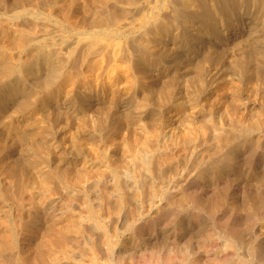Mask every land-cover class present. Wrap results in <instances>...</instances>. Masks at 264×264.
I'll return each instance as SVG.
<instances>
[{
    "label": "bare ground",
    "instance_id": "1",
    "mask_svg": "<svg viewBox=\"0 0 264 264\" xmlns=\"http://www.w3.org/2000/svg\"><path fill=\"white\" fill-rule=\"evenodd\" d=\"M165 1L167 2V0ZM178 1L185 8L193 7L196 9L197 5L198 7L201 5V0ZM220 1H223L221 3L224 4L226 0ZM145 4L147 2L141 0H0V80H4V83H0V264H186L189 260L187 257L196 256L197 258L198 255L201 257L205 254H221V258L224 259L219 258L220 262L223 261L225 264L228 259L232 261L234 259L227 256L233 257L235 255L241 259L244 252L248 254L251 251L255 253L258 251L257 245L255 248L253 243L247 241L245 232L249 224L248 212L253 209H249V207L251 205L259 207L263 203L264 197L260 198V195H257L252 201L249 197H245L248 195L241 197L236 187L241 182L237 178L238 175L230 180L227 179L228 181L225 183L217 182V178L221 173L225 174L234 170L243 173L247 169L243 167L246 157L242 151H244L245 144L248 143L253 134L259 137L260 133L264 131V109L260 108L255 110L256 112L251 109L250 111L247 110L246 113H239V110H236L235 106L231 104L226 107L223 121H215L216 118L210 115L209 121L197 124L198 118L194 116L196 114L188 115L187 109L194 105L190 103L193 97H190L189 92L192 90H190L192 85L197 87L196 83L202 75L201 72L193 69L196 71L194 75L181 82L172 74L166 81H160L159 75L158 77L153 76L146 70L154 63L155 56L160 57L161 54L159 46L162 44L158 46L152 41L153 38H157L170 26L172 21H158L157 25L152 24L153 26L156 25L154 36H145L141 41L138 37V41L145 52L139 51L138 48L141 46L137 48L135 45L137 42L134 41L133 44H130L127 40L129 32L133 28L135 29L136 24L142 23V20H147ZM253 5L264 7V0H253ZM10 7L11 10H16L14 12L28 13V16L32 13L35 16V10L39 9L40 16L37 15L36 18L39 17L40 19L41 17L45 24L40 25L42 31L40 30L38 38L60 40L70 50L67 52L68 57H70L68 63L62 62L65 60H62V57H57L61 60H54L49 53L51 48L42 51L37 61L33 59L36 61L35 63L30 62L31 60L26 61L22 67L23 73H30L33 66H39L46 72L45 77L43 74L41 76H38L37 73V75H33L36 77L32 79L33 88L31 89H26L21 79L11 77L15 70L10 51L25 49V54H32L28 53L31 43L30 36H33V32L39 27L36 24L30 26V23L28 24L30 27L27 29L17 25L8 26L6 17L3 23L1 18L6 14L7 8ZM229 7L230 4L225 5L226 9ZM200 8L202 10V6ZM225 8L218 10L225 13ZM203 10L201 14L198 13L205 19L200 18L199 21L202 25L211 26L212 23L217 22V17L220 14L218 11L207 8ZM51 21L54 23L52 24ZM49 22L53 25L54 30L50 29ZM190 24L189 27H195V35L198 36V34L203 33L202 29L197 30L200 28V26L197 28V22ZM234 27H238L237 24ZM224 30L222 28L220 31ZM237 35L238 32L236 31L232 36L234 38ZM228 37H222L221 34L216 42L220 43L224 38L227 40ZM173 47L176 48V45ZM181 51H185V49ZM246 53L249 59L251 53L248 50ZM254 53L252 54L255 57ZM187 55L189 54L187 53ZM202 58L201 60H203ZM251 60L253 59L251 58ZM250 64H253V72H247V75L241 72L243 74L242 79L254 80L264 93V62L262 59L260 62L255 59V62L251 61ZM146 65L150 66L147 67ZM130 73L136 77L139 76V79L143 73L145 78L150 79V82L153 81V77L155 79L153 83L157 89L145 91L141 101L138 100L141 96H138V99L135 97L137 100L134 99L136 103L132 109L144 112L145 109L151 107L152 101L156 98L159 101L165 100V105L180 107L182 110L179 109L181 111L180 116L174 112L173 119H162L165 116L158 112L156 113L158 115L155 114L150 119H146V114L137 116L132 114L135 110L128 112L125 111L128 107L124 110L123 106H118V102L115 103L114 100L117 99L116 93H118L119 84L126 81L130 87L140 86V83L130 81ZM13 75L15 76V74ZM180 77L182 76L180 75ZM221 78L219 77V79ZM139 79L136 78L138 82ZM144 84L143 86H145ZM146 86L148 85L146 84ZM73 92L81 104H91L93 112L90 111L87 116L77 117L74 112L69 113L68 110L64 109L65 104L69 102L68 97ZM182 94L187 96V100L184 101L185 97H182ZM151 111L154 113V110ZM190 111L189 113H191ZM60 117L64 118L66 129L71 127L75 129L76 135L79 133L87 136L89 138L87 141L91 142L93 146L88 149L87 147L82 148L84 152H81V148L73 141L69 142L66 148H63L64 151L54 147V144L47 145L49 143L45 140L47 135L41 136L42 133L38 130L39 126L43 121L48 123L50 128H56L59 125H57V119ZM167 117L169 116L167 115ZM137 124L139 127L141 126L140 131L135 128ZM104 126L109 132L110 143L107 144L110 145V151L104 152L106 154L102 162L105 163L102 165L98 163V165L96 160L90 158L87 153L90 151L89 154L95 155L94 146L98 144V138L101 139L107 135L104 134V130L102 131ZM164 126L165 128L170 127L171 136L168 137L167 141L161 143L165 134ZM42 130L44 129L42 128ZM56 138L58 139V137ZM106 140L108 141V139ZM77 141L79 140L77 139ZM74 152H79L78 158L72 157V154H76ZM222 153H226L225 158L216 162V158ZM82 154L84 155L80 159L79 156ZM172 167L174 170H171ZM183 170L189 176H182L183 179L181 177V185L175 184L178 182L176 178L180 177L178 175H184ZM244 179L247 180L246 176ZM157 198L161 202L155 205V201L156 203L159 202L155 200ZM164 200L166 204L162 202ZM138 203H140L139 206H142L141 210L133 209L132 204L138 206ZM223 203L229 205V214L225 218H220L219 213L224 206ZM126 207H129V213L127 212V215L124 213L125 218L122 217L124 214H120ZM181 209H185L194 220H201L205 215L223 220L222 223L218 224L221 227L218 232L221 231L223 238H228V241L215 243L214 234H205L206 239L203 241L208 244L206 246L202 244L203 242L195 245L188 241L182 243L180 237H178L179 241L172 245H168L169 242L158 245L159 241L156 243V240L154 242L151 238L155 225L163 221L165 217H175V213ZM141 215L142 225L140 227L138 225V228L136 227L134 230L131 229L135 220ZM218 225L216 224V226ZM182 226L184 227V224ZM157 228L159 229L158 226ZM140 242H144V245H140ZM263 250L264 247H262ZM259 251L261 252L260 248ZM222 254L228 259L222 257ZM246 259L243 260L246 261ZM197 261L199 260L197 259Z\"/></svg>",
    "mask_w": 264,
    "mask_h": 264
},
{
    "label": "rangeland",
    "instance_id": "2",
    "mask_svg": "<svg viewBox=\"0 0 264 264\" xmlns=\"http://www.w3.org/2000/svg\"><path fill=\"white\" fill-rule=\"evenodd\" d=\"M141 1H145V3L147 2L146 5V15H148L147 20H142V23H140L138 25V23L135 26V31L132 29L129 32V37H128V42L131 44H133V42L135 41V45L136 47L139 49L140 52H145V49L142 47L141 43L139 41L143 40L145 38V36H154V31H155V26L158 24V21L162 22V21H172L170 23V26H168L162 33H160V35L157 38H153L152 41H154L158 46L160 44H162L161 46H159L161 48V54L160 57L155 56L154 58V63L150 66V65H146L147 67L150 66L149 68H147V73L149 72V74L153 75V76H157L159 75L158 79L161 81H166L168 79L169 76H175L176 79L179 78V80H184V79H189L191 78V76L194 75V72L198 71L200 74H202L199 78L198 83H196L197 87H194V85H192V87L190 88V97H193L192 100L190 101V103H193L194 105H192L190 108L187 109V113L188 115H194L195 117H197L198 119V123L200 124L202 122L205 121H209L208 117L213 116L216 120L223 121V116H225L226 113V107L230 106L231 104H233L236 108V110H239V113H246L248 111H250L252 109L253 112H256L258 109L262 108L264 109V93L260 90V86L258 84H256L257 82H254V80H244L245 78L242 79L243 74L242 73H246V75L248 73H252V65L250 64V62H255L256 61L260 62L262 59V62H264V7H257L253 5V0H226L224 1V4H222L221 2L223 1H218V0H201V5L202 6V10L200 7H198V5L196 6V9L193 7H188L185 8L183 7L180 1L178 0H167V2L165 0H141ZM151 1V2H150ZM178 1V2H177ZM209 1V2H208ZM157 3L155 5V3ZM166 2V3H164ZM170 2H174V4L172 5V3ZM211 2V3H210ZM234 2V3H233ZM149 3V5H148ZM207 3V4H206ZM210 3V4H209ZM220 5H219V4ZM152 4V5H151ZM163 4V6H162ZM217 4V5H216ZM226 4H230V7L228 9L225 8ZM238 4V5H237ZM155 5V6H154ZM236 5V6H235ZM250 5V6H249ZM135 6V5H134ZM153 6V7H152ZM160 6V7H159ZM180 8H179V7ZM247 6V7H246ZM150 7V8H149ZM210 7V8H208ZM217 7V8H216ZM225 8V13L224 12H220L218 9L219 8ZM235 7V9H233ZM251 7V8H250ZM149 8V9H148ZM152 8V9H151ZM155 8V9H153ZM182 8V10H181ZM191 8V9H190ZM207 8L208 10H212V11H218V13H220L217 17L218 20H216L217 22L212 23L211 26L206 24V25H202V23H200V18H203L202 16H200L199 14H201L202 11H204L203 9ZM259 8V9H258ZM9 9V10H8ZM12 8H7L6 10V14H4L2 16V20L3 21L6 17L7 19V25L11 26V25H17L19 27H23V28H29L30 26H34L35 24L38 25V29H36L33 33V36H30V47H29V52L28 53H32V54H25V49H15V50H11L10 51V57L13 59L12 60V64L14 67L13 74H15V76L12 74V78H19L22 80V83H24V87H26V89H31L32 87V79L33 76L36 73L38 74V76H41L42 74L44 75L43 77H45L46 72L43 71L44 69L39 67V66H33L32 70L30 73H23L24 71H22V67L24 66V63L26 61H30L35 63L38 59V57L40 56V54L42 53V51L45 50H50L49 53L52 56V58L54 60H59L62 57V60L65 59L62 62H69L68 60H70V57H68V51H70L68 49V47L66 45H64L60 40L55 41V39H48V40H42L39 39V33L42 31V28L40 27V25L42 26L43 20L36 18L37 15L40 16L39 14V9L35 10V16L30 15L28 13H21V12H14L16 10H11ZM180 9V10H179ZM187 10V12L185 13V11ZM192 10V11H191ZM198 10V11H197ZM234 10V11H233ZM253 10V11H252ZM258 10V11H257ZM149 11V12H148ZM151 11V12H150ZM190 11V12H189ZM200 11V12H199ZM257 11V12H256ZM14 12V13H13ZM157 12V14H156ZM239 12V13H238ZM242 12V13H241ZM8 13V14H7ZM10 13V14H9ZM148 13H151L150 15ZM183 13V14H181ZM185 13V14H184ZM199 13V14H198ZM222 13V14H221ZM14 16H13V15ZM156 14V15H155ZM188 14V15H187ZM191 14V15H189ZM230 14V15H229ZM237 14V15H236ZM244 14V15H243ZM254 14V15H253ZM261 14V15H260ZM152 15V16H151ZM154 15V16H153ZM178 15V16H177ZM194 15V16H193ZM198 15V16H197ZM228 15V17H227ZM232 15V16H231ZM151 16V17H150ZM160 16V17H159ZM183 16V17H182ZM238 16V17H237ZM253 16V17H252ZM261 16V17H260ZM164 17V18H163ZM194 17V18H193ZM226 19H225V18ZM233 17V18H232ZM245 17V18H244ZM247 17V18H246ZM22 18V19H21ZM24 18V19H23ZM28 18V19H27ZM150 18V19H149ZM169 18V19H168ZM174 18V19H173ZM178 18V19H177ZM186 18V20H184ZM251 18V19H250ZM261 18V19H260ZM5 19V20H6ZM12 21H11V20ZM28 21H26V20ZM189 19V20H188ZM195 19V20H194ZM204 19V18H203ZM247 19V20H246ZM153 20V22H152ZM205 20V19H204ZM228 20V21H227ZM16 21V22H15ZM18 21V22H17ZM25 21V23H23ZM34 21V22H33ZM37 21V22H36ZM45 21V20H44ZM178 21V22H177ZM262 21V22H260ZM5 22V23H6ZM13 22V23H10ZM27 22V23H26ZM33 22V23H32ZM36 22V23H35ZM40 22V23H39ZM52 24L54 23L53 21H51ZM151 22V23H150ZM196 23L197 22V28L200 26V28H198L197 30H201L203 31V33H200L197 35H195V27H189V25H191L190 23ZM255 22V23H254ZM4 23V21H3ZM17 23V24H15ZM19 23V24H18ZM30 23V24H29ZM47 23V22H46ZM232 23V24H231ZM242 23V24H241ZM257 23V24H256ZM30 26H29V25ZM34 24V25H32ZM152 24H156V25H152ZM182 24V25H181ZM235 24H237L238 27H234ZM250 24V25H249ZM259 24V25H258ZM5 26H7L6 24H4ZM26 27H25V26ZM49 27L51 30H54L53 25H51V23H48ZM148 25V26H147ZM28 26V27H27ZM145 26V29H144ZM150 26H152L150 28ZM206 26V27H204ZM210 26V27H209ZM244 26V27H243ZM53 27V28H51ZM185 27V28H184ZM214 27V28H213ZM227 27V28H226ZM258 27V28H257ZM207 28V29H206ZM222 28H224V31H220ZM231 28H233L231 30ZM139 29V30H137ZM144 29V30H143ZM187 29V30H186ZM206 29V30H205ZM241 29V30H240ZM41 30V31H40ZM146 30V31H145ZM148 30V31H147ZM175 30V31H174ZM37 31V32H36ZM145 31V32H143ZM150 31V32H149ZM153 34H152V32ZM174 31V32H173ZM190 31V32H188ZM210 31V32H209ZM217 31V32H216ZM220 31V32H219ZM238 32V35L235 36L233 38V34L234 32ZM258 31V32H257ZM188 32V33H187ZM219 32V33H218ZM131 33V34H130ZM144 33H148V35L144 34ZM185 33V34H184ZM193 33V34H191ZM207 33V34H206ZM232 33V34H231ZM1 34V31H0ZM143 36H141V35ZM174 34V35H173ZM182 34V35H181ZM222 34V37H228V41L224 40L220 43L216 42V39L220 38ZM246 34V36H245ZM132 35V36H130ZM171 35V36H170ZM173 35V36H172ZM216 35V36H215ZM249 35V36H248ZM256 35V36H255ZM140 39H139V38ZM169 37V38H168ZM186 37V38H185ZM206 37V38H205ZM242 37V39H241ZM252 37V39H251ZM254 37V38H253ZM256 37V38H255ZM32 38V39H31ZM38 38V39H36ZM41 38V37H40ZM165 38V39H164ZM202 38V39H201ZM244 38V39H243ZM246 38V39H245ZM133 39V40H132ZM139 39V41H138ZM194 39V40H193ZM215 39V41H214ZM240 39V40H239ZM51 42H50V41ZM52 40H54L52 42ZM168 40V42H166ZM184 40V41H183ZM191 40V41H190ZM248 40V41H247ZM253 40V41H252ZM43 41V42H42ZM177 41V42H176ZM198 41V42H197ZM206 41V42H205ZM208 41V42H207ZM243 43H242V42ZM251 43H250V42ZM48 42V43H47ZM165 44H164V43ZM174 42V43H172ZM179 42V43H178ZM235 42V43H233ZM43 43V44H42ZM169 43V44H168ZM184 45H183V44ZM192 45H191V44ZM197 43V44H196ZM217 43V44H216ZM54 44V45H53ZM60 44V45H59ZM62 44L64 45V47L62 46ZM215 44V45H214ZM222 44V45H221ZM232 44V46H231ZM234 44V45H233ZM244 44V45H243ZM252 44V45H250ZM37 45V46H36ZM165 45V46H164ZM176 45V48H174L173 46ZM200 48H199V46ZM219 47H216L218 46ZM46 46V47H45ZM172 46V47H171ZM194 46V48H193ZM198 46V47H197ZM235 46V47H234ZM33 49H32V48ZM35 47V48H34ZM38 47V48H37ZM49 47V48H48ZM56 47V50H55ZM61 47V48H60ZM67 47V48H66ZM170 47V49H169ZM185 47V48H184ZM188 47V48H187ZM205 47V48H204ZM225 47V48H223ZM231 47V48H230ZM44 48V49H42ZM58 48V49H57ZM144 50H143V49ZM174 48V49H173ZM178 48V49H177ZM196 48V49H195ZM214 48V49H212ZM219 48V49H218ZM223 50H222V49ZM236 48V50H235ZM64 49V52H63ZM141 49V50H140ZM168 49L167 51H164ZM185 51H181L184 50ZM203 51H202V50ZM221 49V50H220ZM251 49V50H250ZM19 50V52H17ZM41 50V51H40ZM172 50V51H171ZM207 50V51H204ZM210 50V51H209ZM217 50V51H216ZM247 50L250 56L249 59L246 56L247 55ZM15 53H14V52ZM23 51V52H22ZM34 51L37 52L34 53ZM55 51V52H54ZM57 51V52H56ZM164 53H163V52ZM216 51V52H215ZM220 51V52H219ZM227 51V53H226ZM243 51V52H241ZM58 52H60L58 54ZM63 52V53H62ZM174 52V53H173ZM187 52L189 55H187ZM204 52V53H203ZM207 52V53H206ZM255 52V53H254ZM18 53V54H17ZM185 53V56H184ZM232 53V54H231ZM246 53V54H245ZM255 55V57L253 56V54ZM205 54V55H203ZM238 54V56H237ZM31 55V56H30ZM164 55V56H163ZM173 55V56H172ZM176 55V56H175ZM194 55V56H193ZM203 55V58H202ZM220 55V57H218ZM229 55V56H227ZM233 55V56H232ZM252 55V57H251ZM26 56V57H25ZM34 58H33V57ZM170 56V58H169ZM175 56V57H174ZM187 56V57H186ZM190 56V57H189ZM193 56V57H192ZM245 56V57H244ZM20 57V58H18ZM37 57V58H36ZM57 57H60L59 59ZM64 57V58H63ZM162 57V58H161ZM181 57V58H180ZM184 57V58H182ZM228 57V58H227ZM230 57V58H229ZM263 57V58H262ZM31 58V59H28ZM191 58V59H190ZM196 58V59H195ZM200 58V60H199ZM201 58L203 60H201ZM241 58V59H240ZM251 58L253 60H251ZM261 58V59H260ZM22 59V60H21ZM35 59V60H33ZM179 61H178V60ZM18 60V61H17ZM24 60V61H23ZM61 60V59H60ZM198 60V61H197ZM250 60V62H249ZM41 61V60H40ZM157 61V62H156ZM176 61V62H175ZM190 61V62H189ZM192 61H194L192 63ZM203 61V62H202ZM205 61V62H204ZM219 61V63H218ZM225 61V62H224ZM230 61V62H228ZM179 62V63H178ZM186 62V63H183ZM188 62V63H187ZM215 62V63H214ZM244 62V64H243ZM249 62V63H248ZM18 63V64H17ZM174 63V64H173ZM182 63V64H181ZM205 63V64H204ZM224 63V64H223ZM23 64V65H22ZM180 64V65H179ZM231 64V65H229ZM21 65V66H20ZM156 65V66H155ZM226 65V66H223ZM244 68H243V66ZM246 65V66H245ZM195 66V67H194ZM198 66V67H197ZM208 66V67H207ZM233 66V67H231ZM145 67V66H144ZM222 67V68H221ZM247 67V68H246ZM251 67V68H250ZM171 68V69H170ZM180 68V69H179ZM201 68V69H200ZM207 68V69H206ZM228 68V69H227ZM167 69V70H166ZM195 69V70H193ZM231 69V71H229ZM234 69V70H233ZM249 69V70H248ZM145 70V71H146ZM156 72H154V71ZM184 70H186L184 72ZM214 70V71H212ZM219 70V71H218ZM164 71V72H163ZM174 71V72H172ZM212 71V72H211ZM218 71V72H217ZM227 71V72H226ZM18 72V73H17ZM20 72V73H19ZM45 72V73H43ZM152 72V73H150ZM166 72V73H165ZM217 72V73H216ZM230 72V73H229ZM233 72V73H232ZM242 72V73H241ZM248 72V73H247ZM190 73V74H189ZM227 73V76H226ZM18 74V75H17ZM36 74V75H37ZM172 74V75H171ZM204 74V75H203ZM216 74V75H215ZM235 74V75H233ZM242 74V75H241ZM17 75V76H16ZM129 75V74H127ZM132 75V76H131ZM140 75V74H139ZM177 75V76H176ZM180 75L182 77H180ZM186 75V77H185ZM208 77H207V76ZM167 76V77H166ZM188 76V77H187ZM206 76V77H204ZM212 76V77H210ZM22 77V78H21ZM130 81L133 80L134 83H140V86L137 87H130V85L127 84V82H123L121 84L118 85L117 87V92L116 96L117 99L114 100L115 103L119 104L118 106H123L122 108L127 109L125 111H133L135 109V103L136 100H140L143 97V95L145 94V91L147 92L148 89H152V90H157L155 89V84L153 83L155 79H153L150 82V79L145 78V76L143 75V73H141L140 79L139 76V82L136 80V76H134V74L130 73ZM147 77V75H146ZM219 77L221 79H219ZM27 78V79H26ZM29 78V79H28ZM135 80H134V79ZM165 78V80H164ZM181 78V79H180ZM204 78V79H202ZM212 78V79H211ZM227 78V79H226ZM235 78V80H234ZM206 79V80H205ZM148 80V81H147ZM158 80V82H159ZM204 80V81H203ZM211 80V81H210ZM226 80V82H225ZM228 80V81H227ZM232 85H231V83ZM243 81V82H242ZM143 82V83H142ZM212 82V83H211ZM242 82V83H241ZM246 82V83H245ZM249 82V83H248ZM0 83H4V80H0ZM129 83V82H128ZM145 83V84H144ZM215 83V84H214ZM222 83V85H221ZM143 84L145 86H143ZM146 84L148 86H146ZM152 84V85H151ZM201 84V85H200ZM255 84L254 86L251 85ZM29 87H28V86ZM127 85V86H126ZM221 85V86H220ZM229 85V86H227ZM120 86V87H119ZM122 86V87H121ZM133 86V85H132ZM152 86V87H151ZM219 86V87H218ZM234 86V87H233ZM246 86V87H245ZM249 86V87H247ZM28 87V88H27ZM148 87V88H147ZM202 87V89H201ZM206 87V88H205ZM209 87V88H208ZM226 87V88H225ZM231 87V88H230ZM251 87V88H250ZM120 88V89H119ZM125 88V90H124ZM225 88V89H224ZM234 88V89H233ZM209 89V90H208ZM214 89V90H213ZM218 91H217V90ZM224 89V90H223ZM230 89V90H229ZM197 90V91H196ZM203 90V91H202ZM226 90V91H225ZM193 91V92H192ZM206 91V92H205ZM213 91V92H212ZM224 93H223V92ZM235 91V92H234ZM195 92V93H194ZM217 92V93H216ZM249 92V93H248ZM252 92V93H251ZM256 92V93H255ZM138 93V94H137ZM143 93V94H142ZM203 93V94H202ZM228 93V94H227ZM263 93V95H262ZM126 94V95H125ZM129 94V95H128ZM199 94V96H198ZM201 94V95H200ZM211 94V95H210ZM215 94H216V98H215ZM251 94V95H250ZM260 94V95H259ZM135 95V96H133ZM254 95V97H253ZM258 95V96H257ZM123 96V97H122ZM139 96V97H138ZM189 96V94H188ZM208 96V97H207ZM231 96V97H230ZM236 96V97H235ZM250 96V97H249ZM128 97V98H127ZM137 99H136V98ZM182 97H185V95L182 94ZM212 99H209V98ZM233 97V98H232ZM262 97V98H261ZM69 98V102L68 104H65V108L66 110H68L69 113L74 112L77 117H83V116H87V114L92 111L93 106L91 104H81L79 99L77 98V96L74 94H71V96L68 97ZM124 98H126L124 100ZM154 98V97H153ZM187 96L184 98V101L187 100L186 99ZM202 98V99H201ZM205 98V99H204ZM207 98V99H206ZM230 98V99H229ZM232 98V100H231ZM136 99V100H134ZM200 99V100H199ZM215 99V100H214ZM218 99V100H217ZM223 99V100H222ZM132 100V101H131ZM156 100V101H155ZM155 100L152 101L151 107H149L147 110L145 109V111L143 112L142 110H135V112L133 111L132 114L137 115V116H142L144 114L146 119H150L153 115H155L156 113L159 112V114L164 115L165 117H163L162 119H168L170 120L174 118L175 113L177 115L180 116V112L182 111L180 107H176V105H170L166 104L165 105V100H158L155 98ZM203 100V101H202ZM205 100V101H204ZM209 100V101H208ZM231 100V101H230ZM77 101H79L77 103ZM165 101V102H164ZM200 101V102H199ZM202 101V102H201ZM227 101V102H226ZM238 103H235L237 102ZM242 101V102H241ZM160 102V103H158ZM211 102V103H210ZM225 102V103H224ZM231 102V103H230ZM246 102V103H245ZM158 103V104H157ZM163 103V104H162ZM240 103V106H239ZM249 103V104H248ZM256 103V104H255ZM258 103V104H257ZM161 104V105H160ZM216 104V105H215ZM73 105V106H72ZM86 105V106H85ZM131 105V106H130ZM159 105V106H158ZM165 107H163V106ZM254 105V106H252ZM82 106V107H81ZM201 106V107H200ZM222 106V107H221ZM244 106V107H243ZM79 107V108H78ZM88 109H86V108ZM220 109H219V108ZM252 107V108H251ZM83 108V109H82ZM90 108V109H89ZM167 108V109H166ZM170 108V109H169ZM174 108V109H173ZM192 108V109H191ZM202 108V109H201ZM225 108V109H224ZM250 108V109H249ZM85 109V110H84ZM158 109V111H157ZM166 109V111H165ZM176 109V110H175ZM178 109V110H177ZM181 111H180V110ZM205 109V110H204ZM245 109V110H244ZM70 110V111H69ZM88 110V111H86ZM148 110H154L152 113V111H148ZM157 112H156V111ZM189 110H191L189 113ZM203 110V111H202ZM248 110V111H247ZM256 110V111H255ZM76 111V112H75ZM169 111V112H168ZM197 111V112H196ZM221 111V112H220ZM93 112V111H92ZM140 112V113H139ZM173 114H171V113ZM175 112V113H174ZM194 112V113H193ZM196 112V113H195ZM207 112H208V116H207ZM85 113V114H83ZM136 113V114H135ZM139 113V114H138ZM142 113V114H141ZM168 113V114H167ZM170 113V114H169ZM204 113V114H203ZM211 113V114H210ZM220 113V114H219ZM83 114V115H81ZM203 114V115H202ZM150 115V116H149ZM158 115V114H156ZM167 115L169 117H167ZM263 116H264V110H263ZM205 117V118H204ZM219 117V118H218ZM192 118V116H191ZM199 118L200 121H199ZM203 119V120H202ZM217 121V122H218ZM200 122V123H199ZM64 123V124H63ZM59 124V125H58ZM63 124V125H62ZM164 124V123H163ZM162 124V126H163ZM46 125V126H45ZM57 125L56 128H50L48 123L45 122H41L40 126H39V131H41V136H46L45 140H47L46 142L49 144H54V147H57L58 149L61 148L60 151H64V147H67V144L69 142H74V144H77V146L79 148H81V152H84V149L87 147V149L91 146H93L91 144V142H88L87 140L89 139L87 136H84L83 134H79L76 135V131L74 128H67L65 126V120L63 117H60L59 119H57ZM48 126V127H47ZM161 126V127H162ZM169 126V124H168ZM42 128L44 130H42ZM135 128L137 130L140 131L141 126L139 127V124H137V126H135ZM139 128V129H138ZM165 128V126L163 127ZM51 129V130H50ZM74 132H73V130ZM170 127H166L165 128V134L163 135V140L161 141V143H164V141H167V139H169L168 137L171 136V129ZM227 129V127H226ZM47 130V131H46ZM49 130V131H48ZM53 130V132H52ZM104 130V131H103ZM264 130V129H263ZM46 131V132H45ZM57 131V132H56ZM102 131L104 132V134H107L105 136H103L101 139L98 138L97 142L98 144L94 146V154L95 155H91L89 154L90 151H88V155L90 156V158L92 157V159H95L97 164L99 163L100 165L104 164L105 162L103 160V158L105 157L104 155L108 152V150L110 149V145L107 143L109 142V132L107 127H103ZM228 131V130H227ZM64 132V133H63ZM71 134H69V133ZM107 132V133H106ZM125 133V132H124ZM50 134V135H49ZM55 135V136H54ZM60 135V137H59ZM73 135V137H72ZM82 135V137H81ZM71 138H70V137ZM77 136V137H76ZM55 139H54V138ZM58 137V139L56 138ZM68 137V139H67ZM81 137V138H80ZM70 138V139H69ZM79 141H77V139ZM105 138V139H104ZM104 139V140H103ZM108 139V141L106 140ZM252 139V140H251ZM257 139L258 142H257ZM256 140V141H255ZM58 141V142H57ZM61 141V142H60ZM64 141V143H63ZM81 141V143H80ZM264 131L262 133H260L259 137H257L255 134H253V136L249 139L248 143L245 144L244 146V151H242L245 154L246 159H244V163H243V167H246L247 169L245 171H243V173L238 172L236 170L231 171V172H226L225 174L221 173L220 176L217 178V182L220 183H225L228 180L232 179L234 176L238 175L239 177V184L238 186H236L238 188L237 192L238 194L243 197V195H248L245 197H249L252 200H255L257 195H260V198L263 196L264 197ZM85 142V143H84ZM250 142V143H249ZM256 142V143H255ZM56 143V144H55ZM63 143V144H62ZM84 143V144H83ZM89 145H88V144ZM87 144V145H86ZM108 146H107V145ZM248 144V145H247ZM251 144V145H250ZM61 145V146H59ZM64 145V146H63ZM66 145V146H65ZM86 145V146H84ZM106 145V146H105ZM260 145V146H259ZM63 146V147H62ZM97 146V147H96ZM255 146V147H254ZM96 147V148H95ZM248 147V148H247ZM253 147V148H252ZM77 148V147H76ZM251 148V150H250ZM96 149V151H95ZM112 149V148H111ZM86 151V152H87ZM110 151V150H109ZM248 151V152H247ZM250 151V152H249ZM106 152V153H104ZM76 154H72V157L74 158H78V153L79 152H74ZM159 154V153H158ZM223 154V153H222ZM220 154L218 155V157L216 158V162H220L221 160H223V158H225V154ZM84 154L80 155L79 158L81 159L82 156ZM102 155V156H101ZM222 155V156H221ZM96 156V157H95ZM98 156V157H97ZM101 156V158H100ZM221 156V157H220ZM95 157V158H94ZM220 160H219V159ZM98 164V165H99ZM173 168V167H172ZM171 170H174V168ZM184 171V175L180 174L178 176H180L178 179V182L175 184H180L181 185V180L183 179V177H185V175L187 176L186 171ZM249 171V172H248ZM167 172H169L167 170ZM228 173V175H227ZM249 174V175H248ZM248 175V176H247ZM183 176V177H182ZM189 176V175H188ZM246 176L247 180L244 179V177ZM108 177V176H107ZM182 177V179H181ZM242 177V178H241ZM228 179V180H227ZM262 180V181H259ZM176 182V181H175ZM245 182V183H244ZM242 183V184H241ZM263 190V191H262ZM157 200V202L159 201V199H155ZM161 201H159L158 203H156L155 201V205H158ZM164 204H166V201H162ZM140 203H138V206L135 204L133 205V209L136 208V210H141L140 208L142 207L141 205L139 206ZM224 204V203H223ZM131 205V208H132ZM136 206V207H135ZM228 204H224L221 212L219 213L220 218L223 217L225 218L228 214H229V208H228ZM254 210H253V209ZM126 209V210H125ZM123 212L120 215H123L124 213L127 215L129 212V207H126ZM250 212L249 216H248V220H249V224L248 227L246 228V232H245V238L247 239V241L249 243H253V247H255V245H257L258 251L256 254L254 251V254H252L253 252H249L248 254L246 252L243 253V255L240 257L233 255V257L231 256H227L228 258L233 259L230 260L228 259L224 254H222V257H226L227 261H225V264H264V250L262 251V247H264V200L263 203L259 206H253L251 205L249 207ZM258 212H255L257 211ZM252 211V212H251ZM128 212V213H127ZM256 213V214H255ZM125 214L122 217H125ZM154 214V213H153ZM155 215V214H154ZM258 215V216H256ZM260 216V217H259ZM141 216L138 217V219L135 220V226L133 225L131 227V229H135L138 225V227H140L142 225L141 221ZM256 219H255V218ZM176 218V219H175ZM140 219V220H139ZM143 219V218H142ZM215 219V220H214ZM252 221H251V220ZM144 220V219H143ZM177 220V221H176ZM190 220V221H188ZM138 221V222H137ZM176 222V223H175ZM223 220H219L217 219V217H208V215L203 216V218L201 220H194L191 218V215L188 214V212L185 209H181L178 212L175 213V217H165L163 221L159 222L158 224L155 225V230L152 231L151 234V238L152 240H156V243L159 241V244H167L168 242L170 244L168 245H172L174 244L176 241L178 240V237L181 238L182 243L183 242H189L191 244H196V243H202L204 244V246L208 245L205 244L203 240L206 239V235L210 234L213 235V237H216L214 240V242L216 243H226L228 241V238H223V235L221 234V231L218 232L220 230L221 227H219L220 223H222ZM195 223V224H194ZM184 224V227L182 226ZM216 224L218 226H216ZM178 225V226H177ZM187 225V226H186ZM157 226L159 227V229L157 228ZM190 226V227H189ZM137 227V228H138ZM157 228V229H156ZM218 228V229H217ZM187 229V230H186ZM209 229V230H208ZM137 230V229H136ZM183 230V231H181ZM207 230V231H206ZM156 231V232H155ZM203 233H202V232ZM136 232V231H135ZM158 232V233H157ZM184 232V233H183ZM205 232V233H204ZM216 232V233H215ZM138 233V232H137ZM206 234V235H205ZM220 234V235H219ZM129 237V236H128ZM150 237V236H149ZM220 237V238H219ZM219 238V239H217ZM177 239V240H176ZM192 239V240H191ZM222 239V240H221ZM184 240V241H183ZM202 240V241H201ZM250 240V241H249ZM191 241V242H190ZM194 241V242H192ZM201 241V242H200ZM141 243V242H140ZM208 243V242H207ZM248 243V244H249ZM262 244V245H259ZM140 245H144V242H142ZM252 245V244H251ZM256 248V247H255ZM259 248L261 250V252H263L261 254V252L259 251ZM216 255H218L216 257ZM248 255H250L248 257ZM263 255V256H262ZM204 256V257H203ZM257 258L258 260H256L255 258ZM159 257V256H157ZM173 257V256H172ZM251 257V258H250ZM261 257V258H260ZM189 260H187L186 264H192L193 262H197L196 264H222V262H220L221 260H223L224 258H221V254H205V255H201V257L198 255L197 258L195 257H187ZM192 260H191V259ZM221 258V260L219 259ZM247 258L249 260L246 259V261H244L243 259ZM156 259H160V258H156ZM197 259L199 261H197ZM242 261H240V260ZM252 259V260H251ZM260 259V260H259ZM236 263H235V261ZM239 260V261H238ZM158 261V260H157ZM231 261V262H230ZM254 261V262H253ZM260 261V262H258ZM189 262V263H188ZM247 262V263H246ZM252 262V263H251ZM194 263V264H195ZM224 264V263H223Z\"/></svg>",
    "mask_w": 264,
    "mask_h": 264
}]
</instances>
